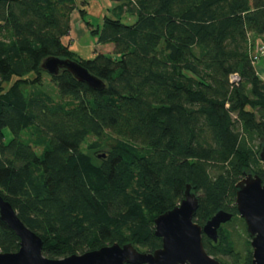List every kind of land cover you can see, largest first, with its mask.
Returning a JSON list of instances; mask_svg holds the SVG:
<instances>
[{
    "label": "trees",
    "instance_id": "1",
    "mask_svg": "<svg viewBox=\"0 0 264 264\" xmlns=\"http://www.w3.org/2000/svg\"><path fill=\"white\" fill-rule=\"evenodd\" d=\"M115 1L114 17L92 29L113 53L76 59L63 38L77 0H0V194L44 255L63 258L116 242L160 248L155 218L191 184L196 222L234 213L217 242L203 235L206 250L223 264H252L250 240L225 225L240 217L236 184L247 172L264 179V79L251 38H264V0ZM48 56L80 62L105 89L67 70L50 75ZM19 248L0 218V252Z\"/></svg>",
    "mask_w": 264,
    "mask_h": 264
},
{
    "label": "water",
    "instance_id": "2",
    "mask_svg": "<svg viewBox=\"0 0 264 264\" xmlns=\"http://www.w3.org/2000/svg\"><path fill=\"white\" fill-rule=\"evenodd\" d=\"M41 67L53 76L67 70L95 90L106 87L104 80L71 58L48 56ZM260 158L264 162V140ZM199 203V195L188 184L182 201L155 218V233L162 238V246L153 252L140 251L132 243L116 242L82 254L50 258L43 253L42 238L23 222L11 202L0 194V218L20 238L17 251L0 252V264H223L206 250L203 235L217 242L219 228L229 222L234 213L219 210L201 225L194 219ZM236 206L251 238L252 264H264V179L247 172L236 184Z\"/></svg>",
    "mask_w": 264,
    "mask_h": 264
},
{
    "label": "rangeland",
    "instance_id": "3",
    "mask_svg": "<svg viewBox=\"0 0 264 264\" xmlns=\"http://www.w3.org/2000/svg\"><path fill=\"white\" fill-rule=\"evenodd\" d=\"M88 1L90 2V4H92V7H90L88 5L89 8H91V11H89L88 16H86V17H87V19H90L94 23L95 26H101L103 24L104 17L106 15L114 17L112 7L115 5H118L120 3L119 1H115V0H100L103 4L102 3L98 4L97 0L96 1L95 0H88ZM106 1H107V4H109L110 6L107 7V5H105ZM102 5L106 7L105 10H104V8H102ZM86 14H87V12H86ZM82 16H83V14H82ZM82 19L85 20L84 17H82ZM122 19L126 23H133L136 19V16L124 15V16H122ZM67 38L68 37L66 36L64 39V42H67ZM251 38L254 40H257V41H261L260 40L261 38H258V37L256 38V37L252 36ZM262 39H264V38L262 37ZM75 42H74L75 44H73V46L71 47V50L75 53L76 59H78L80 57L78 55L79 53L85 59L93 58V56H95V49H97V48L104 50L105 52H107L109 50L111 51V45L109 47H106V46L105 47H98L99 44L97 43V35L92 33V31L88 32L87 34H80V40L78 39ZM256 66H257L259 75L261 76L262 79H264V56L256 62ZM44 82H45L44 83L45 88L48 89L49 91H51V93L57 98L56 86L51 81V78L49 75L44 76ZM4 132H5L6 140L9 141L13 137L12 132L10 131L9 128H5ZM92 140H94V138L90 137L88 139V143ZM88 143H86L83 147V149L85 151H89ZM240 218L241 217H237V219H235L232 223L225 225V226H226V228H228L230 230H234V229L236 230V231H234V233H235L234 236L236 239L240 238L241 241H245L246 239H249L251 241V239L248 235V232L246 230V226H244V223L242 220H240ZM239 233H240V237L238 236Z\"/></svg>",
    "mask_w": 264,
    "mask_h": 264
},
{
    "label": "crops",
    "instance_id": "4",
    "mask_svg": "<svg viewBox=\"0 0 264 264\" xmlns=\"http://www.w3.org/2000/svg\"><path fill=\"white\" fill-rule=\"evenodd\" d=\"M97 1H98V4L102 3L100 0H97ZM88 5L90 7H92V4H90V2L88 0H77V6L71 14V30H70L69 35H67V37H68L67 42H65L66 44L70 45V48L73 46V44L76 43L75 42L76 40H78V39L80 40V34H87L88 32L92 31V29L100 27V26H95L94 23L90 19H87L86 16H88L89 11H91V8H89ZM105 5H107V7L110 6L109 4H107V1H106ZM115 6H113L112 8H114ZM102 8H104V10L106 9V7L103 5H102ZM82 9L87 12V14L85 13L84 16H82V14H81ZM82 17H84L85 20H83ZM89 24L92 25V27H90ZM65 37L63 38V40L65 39ZM97 43H98V37H97ZM98 44H99L98 47H105V46L109 47L111 45V51L109 50V51L105 52L104 50L97 48V49H95V55H96V52L113 53L114 45L112 43H106V44L98 43ZM78 55L81 58H84L80 55V53Z\"/></svg>",
    "mask_w": 264,
    "mask_h": 264
},
{
    "label": "built area",
    "instance_id": "5",
    "mask_svg": "<svg viewBox=\"0 0 264 264\" xmlns=\"http://www.w3.org/2000/svg\"><path fill=\"white\" fill-rule=\"evenodd\" d=\"M258 44H259L257 49L258 52H256V54L253 56L256 62L264 56V39L261 40ZM232 80L238 81L239 76L237 74L233 75Z\"/></svg>",
    "mask_w": 264,
    "mask_h": 264
}]
</instances>
